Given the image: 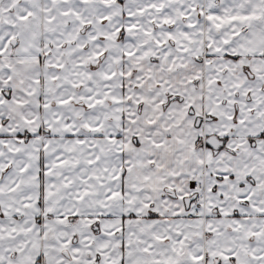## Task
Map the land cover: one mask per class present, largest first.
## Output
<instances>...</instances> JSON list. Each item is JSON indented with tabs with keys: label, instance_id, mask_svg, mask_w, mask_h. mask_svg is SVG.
Masks as SVG:
<instances>
[{
	"label": "snow or ice",
	"instance_id": "1",
	"mask_svg": "<svg viewBox=\"0 0 264 264\" xmlns=\"http://www.w3.org/2000/svg\"><path fill=\"white\" fill-rule=\"evenodd\" d=\"M0 264H264V0H0Z\"/></svg>",
	"mask_w": 264,
	"mask_h": 264
}]
</instances>
